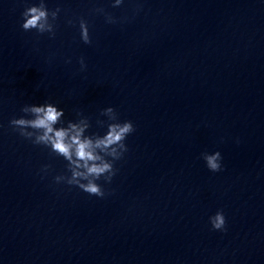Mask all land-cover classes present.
<instances>
[{
    "label": "water",
    "instance_id": "water-1",
    "mask_svg": "<svg viewBox=\"0 0 264 264\" xmlns=\"http://www.w3.org/2000/svg\"><path fill=\"white\" fill-rule=\"evenodd\" d=\"M27 2L0 0V264H264V3L47 0L49 39L20 29ZM45 99L93 129L108 106L133 122L103 199L54 184L64 161L8 126ZM214 150L215 174L200 159Z\"/></svg>",
    "mask_w": 264,
    "mask_h": 264
},
{
    "label": "clouds",
    "instance_id": "clouds-1",
    "mask_svg": "<svg viewBox=\"0 0 264 264\" xmlns=\"http://www.w3.org/2000/svg\"><path fill=\"white\" fill-rule=\"evenodd\" d=\"M261 2L264 3V0ZM123 3L124 0H110L112 8H118ZM138 9L139 5L136 6V10ZM93 11L94 14L103 15L105 23L117 22L102 7H95ZM60 12L59 6L49 8L47 0H28L20 13L19 27L24 32H35L37 36L47 34L49 39H53ZM65 23L78 28L81 43H91L85 19L73 21L69 18ZM70 62V58L65 60V63ZM77 62L79 71H85L84 58H79ZM19 111L21 115L8 121L12 131L33 146L46 149L50 156L64 161V172L52 177L54 184L75 187L97 199L110 194L105 191L104 186L112 183L118 173L114 165L128 151L126 140L135 131L132 121L120 120L116 110L108 106L100 110L99 117L104 119L97 118L93 129L90 119L80 111L75 112L74 118L68 119L64 108L48 99L38 104H25ZM200 159L210 173L224 170L219 150L201 152ZM50 171V164L42 165L39 169L41 179L48 176ZM208 224L211 231L225 232L226 219L223 211L218 209L209 215Z\"/></svg>",
    "mask_w": 264,
    "mask_h": 264
}]
</instances>
